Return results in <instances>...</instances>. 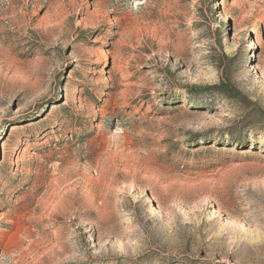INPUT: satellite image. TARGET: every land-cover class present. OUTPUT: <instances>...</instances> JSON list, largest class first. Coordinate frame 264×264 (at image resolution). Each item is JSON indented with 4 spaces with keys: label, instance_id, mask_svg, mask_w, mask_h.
<instances>
[{
    "label": "rangeland",
    "instance_id": "rangeland-1",
    "mask_svg": "<svg viewBox=\"0 0 264 264\" xmlns=\"http://www.w3.org/2000/svg\"><path fill=\"white\" fill-rule=\"evenodd\" d=\"M0 264H264V0H0Z\"/></svg>",
    "mask_w": 264,
    "mask_h": 264
}]
</instances>
